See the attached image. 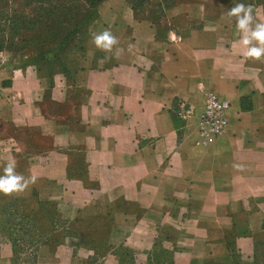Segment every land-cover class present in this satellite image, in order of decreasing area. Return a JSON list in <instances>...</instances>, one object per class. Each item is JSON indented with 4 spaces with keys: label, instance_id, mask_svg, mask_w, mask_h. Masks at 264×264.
Wrapping results in <instances>:
<instances>
[{
    "label": "crops",
    "instance_id": "crops-1",
    "mask_svg": "<svg viewBox=\"0 0 264 264\" xmlns=\"http://www.w3.org/2000/svg\"><path fill=\"white\" fill-rule=\"evenodd\" d=\"M146 1L152 16L101 1L69 75L0 61V169L35 178L0 195V264L15 256L6 213L35 264H123L122 249L135 264H264V57L244 56L236 0ZM237 2L264 22V0ZM105 29L121 51L91 43ZM204 95L230 104L206 144Z\"/></svg>",
    "mask_w": 264,
    "mask_h": 264
},
{
    "label": "rangeland",
    "instance_id": "rangeland-1",
    "mask_svg": "<svg viewBox=\"0 0 264 264\" xmlns=\"http://www.w3.org/2000/svg\"><path fill=\"white\" fill-rule=\"evenodd\" d=\"M131 1L139 10L149 12V16L158 11L156 5L152 6L149 2ZM90 2L0 0V61H9L14 67H27L49 77L69 75L74 71L73 66L80 64L83 58L81 49L86 38L85 27L93 16ZM7 217L6 213L3 225L10 231L12 223ZM42 231L46 233L45 228ZM17 234L14 237L16 264H35L36 254L32 252L34 240L22 237L20 231ZM51 245H54L53 240ZM163 257L164 254L159 259L155 257L157 263L153 264H161Z\"/></svg>",
    "mask_w": 264,
    "mask_h": 264
},
{
    "label": "clouds",
    "instance_id": "clouds-1",
    "mask_svg": "<svg viewBox=\"0 0 264 264\" xmlns=\"http://www.w3.org/2000/svg\"><path fill=\"white\" fill-rule=\"evenodd\" d=\"M226 15L235 18V27L242 33L239 43L246 48L244 56L256 60L264 57V22L256 21L253 6L236 0L234 6L227 9ZM91 43L105 53L112 52L114 48L117 52L121 51L117 48V37L108 29L92 33ZM16 168V160L12 159L0 169V195L7 197L23 193L31 183H34V177H25L18 173Z\"/></svg>",
    "mask_w": 264,
    "mask_h": 264
},
{
    "label": "built area",
    "instance_id": "built-area-1",
    "mask_svg": "<svg viewBox=\"0 0 264 264\" xmlns=\"http://www.w3.org/2000/svg\"><path fill=\"white\" fill-rule=\"evenodd\" d=\"M230 104L214 95H204L203 106L196 123V133L202 144L211 143L224 135Z\"/></svg>",
    "mask_w": 264,
    "mask_h": 264
},
{
    "label": "trees",
    "instance_id": "trees-1",
    "mask_svg": "<svg viewBox=\"0 0 264 264\" xmlns=\"http://www.w3.org/2000/svg\"><path fill=\"white\" fill-rule=\"evenodd\" d=\"M101 1H103V0H91V2H90V6L91 7H93V16L89 19V22H87V25H86V27H85V37H86V33H87V27H88V25L90 24V22L93 20V18L95 17V13H96V7H97V5L101 2ZM128 2H129V4L132 6V8L133 9H136L137 7L136 6H134V3L131 1V0H127ZM140 2H142V3H148V1H146V0H139ZM138 9V8H137ZM84 45V44H83ZM82 51H83V47H82V49H81ZM74 67V70H75V68L77 67V65H75V66H73ZM8 219V221L10 222V223H12V225H10L11 226V230L9 231L4 225H3V221H1L2 222V225H3V227L5 228V230H7V234L9 235V240H11V241H13V243H14V246H15V238H16V236H18V232L20 231L21 233H22V237H26L27 239L28 238H32L33 240H34V238H33V236H31V234L30 233H28V232H30L27 228H25V226H22V224L21 223H17V222H15V218L14 217H8L7 218ZM17 228V229H15V228ZM16 234V235H15ZM27 235H29V236H27ZM15 237V238H14ZM36 243H37V241H35L34 240V244H35V246H36ZM122 251V250H121ZM32 252L33 253H35V251H34V249L32 250ZM123 253H125V255H123V257H126V261H124L123 262V264L125 263V264H132V263H134V259L132 258V255H131V253H129L128 251H124L123 250ZM15 254H16V246H15ZM165 255V257H163L162 258V261L163 262H161V264H165V263H168V261H169V258H168V256L164 253V252H155L153 255H152V257L150 256V259L148 258V261H147V264H153V263H155L156 262V260L154 259L155 257L157 258V259H159V257L161 256V255ZM128 258H130V260L128 261L127 259ZM157 263V262H156ZM13 264H16V262H15V256H14V261H13ZM122 264V263H121Z\"/></svg>",
    "mask_w": 264,
    "mask_h": 264
}]
</instances>
